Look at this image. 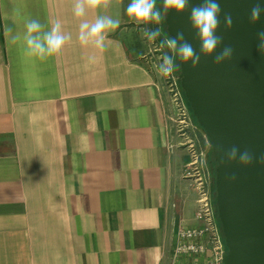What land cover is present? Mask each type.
Returning a JSON list of instances; mask_svg holds the SVG:
<instances>
[{"label":"crops","instance_id":"crops-1","mask_svg":"<svg viewBox=\"0 0 264 264\" xmlns=\"http://www.w3.org/2000/svg\"><path fill=\"white\" fill-rule=\"evenodd\" d=\"M129 3L106 13L120 26L101 53L81 47L70 8L30 0L24 16L72 35L31 63L11 43L21 0H0V264H170L178 228L200 223L185 172L187 139L205 137L194 121L177 133L157 68L166 35L151 23L160 36L144 38Z\"/></svg>","mask_w":264,"mask_h":264},{"label":"water","instance_id":"water-1","mask_svg":"<svg viewBox=\"0 0 264 264\" xmlns=\"http://www.w3.org/2000/svg\"><path fill=\"white\" fill-rule=\"evenodd\" d=\"M189 0L180 14L169 11L164 18L168 37L183 32L199 53V41L190 25ZM221 7L217 35L222 44L195 68L179 60V83L197 122L202 126L215 164V205L225 250L220 264H264V57L258 50L257 34L264 31V0H217ZM259 4L260 18L250 23V11ZM232 16V27L224 28V16ZM224 46L233 55L219 65L213 60ZM238 149L237 160L229 163L226 153ZM247 150L252 162L238 163Z\"/></svg>","mask_w":264,"mask_h":264},{"label":"clouds","instance_id":"clouds-1","mask_svg":"<svg viewBox=\"0 0 264 264\" xmlns=\"http://www.w3.org/2000/svg\"><path fill=\"white\" fill-rule=\"evenodd\" d=\"M49 6L54 8H70L74 18L80 21L77 39L81 47H91L98 52H103L106 47V40L111 31L120 26V20L107 15L111 9H119L123 0H47ZM30 0H21L19 6H13V12L24 18V31L12 36L11 43H19L23 58L31 63L46 61L49 58L58 57L67 42L71 41V33L62 31L61 22L54 20L50 28L45 30L44 25L35 18L24 16V10L28 8ZM189 8V0H163L162 11L156 7V0H130L126 7L128 23L134 24L137 30L143 34L149 42H154L160 36V30H149L146 26L155 23L159 24L167 16L169 11L180 14ZM261 7L259 4L252 7L250 11V23L255 24L260 18ZM163 12V15H162ZM89 13L94 15L91 22L85 19ZM221 7L217 0H203L202 3L191 7L190 25L195 32V38L199 41V53L189 43L183 32H178L175 37H169L165 44L168 49L191 67L195 68L203 56L205 59L211 57L216 49L222 44L223 37L217 35L220 25ZM232 16L225 14L224 28L232 27ZM11 32V29H7ZM259 54L264 57V31L257 34ZM233 55L231 46H224L215 55L214 64L219 65L230 60ZM162 63L158 64V73L162 77H169L176 69L173 56L165 54L161 57ZM238 149L233 146L226 153L229 163L236 161ZM253 160L252 155L247 151L239 153L238 163L243 166L249 165ZM264 163V156L260 157Z\"/></svg>","mask_w":264,"mask_h":264},{"label":"built area","instance_id":"built-area-1","mask_svg":"<svg viewBox=\"0 0 264 264\" xmlns=\"http://www.w3.org/2000/svg\"><path fill=\"white\" fill-rule=\"evenodd\" d=\"M162 79L174 108L175 129L177 133L185 136L193 119L182 93L179 78L173 72L171 76ZM187 141L190 161L185 174L198 192L195 217L200 223L195 227L178 228L170 264H220L225 244L218 223L215 194L213 195L210 190L208 177L199 161L198 146L191 139ZM200 257L204 260L200 261Z\"/></svg>","mask_w":264,"mask_h":264},{"label":"rangeland","instance_id":"rangeland-1","mask_svg":"<svg viewBox=\"0 0 264 264\" xmlns=\"http://www.w3.org/2000/svg\"><path fill=\"white\" fill-rule=\"evenodd\" d=\"M168 55H171L173 56V59H174V63L176 64V69H175V73L176 75L178 76V60H177V57L170 51L168 52ZM163 55L159 56L158 57V60H160L159 64L162 63V60H161V57ZM196 124V123H195ZM197 125V124H196ZM196 129H197V132L200 133L201 135L203 134L204 135V131L197 125L196 126ZM199 149H198V154H199V161L200 163L202 164L203 168H204V171L208 177V183H209V186H210V190L212 191V194L214 195L215 192L213 190V184H214V181H213V174H212V165L211 163L209 162V144L206 142V140L204 141V143L202 144L199 143ZM201 146V147H200ZM200 150V151H199Z\"/></svg>","mask_w":264,"mask_h":264},{"label":"trees","instance_id":"trees-1","mask_svg":"<svg viewBox=\"0 0 264 264\" xmlns=\"http://www.w3.org/2000/svg\"><path fill=\"white\" fill-rule=\"evenodd\" d=\"M162 4H163V0H156V7L158 8V9H161V11H162ZM162 15H163V12H162ZM161 25H162V27H163V30H164V33H165V35H166V38L168 39L169 37H168V35H167V32H166V26H165V22H164V19H162L161 20ZM168 48V47H167ZM171 50L170 49H168V52H170ZM177 60L179 61V58L177 57ZM178 64H179V62H178ZM178 72H179V65H178ZM182 93H183V90H182ZM184 95V94H183ZM184 98H185V96H184ZM185 101H186V104H187V106H188V109H189V111H190V114H191V116H192V119H193V121L203 130V128H202V126L197 122V120H196V118H195V116L193 115V113H192V110H191V108H190V106H189V103H188V101H187V99L185 98ZM209 155H210V157H209V162L211 163V165H212V174H213V181H214V177H215V164H216V162H215V160H214V157H213V154H212V151H211V147L209 146ZM213 190H214V192H215V184H213ZM214 203H215V201H214ZM218 223H219V227H220V230H221V225H220V221H219V219H218ZM221 234H222V230H221ZM222 237H223V234H222ZM224 241V240H223Z\"/></svg>","mask_w":264,"mask_h":264}]
</instances>
